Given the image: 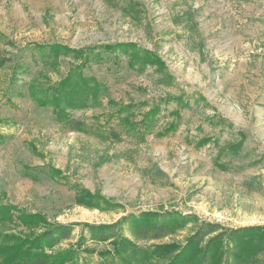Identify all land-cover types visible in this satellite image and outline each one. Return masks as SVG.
Masks as SVG:
<instances>
[{
	"label": "rangeland",
	"instance_id": "rangeland-1",
	"mask_svg": "<svg viewBox=\"0 0 264 264\" xmlns=\"http://www.w3.org/2000/svg\"><path fill=\"white\" fill-rule=\"evenodd\" d=\"M123 42L164 67L97 48ZM55 43L86 49L85 73L107 85L101 104L71 112L89 131L59 123L31 95L84 61L38 50ZM121 105L133 106L119 115ZM83 188L99 195L95 206L76 201ZM0 202L61 223L167 209L264 225V0H0Z\"/></svg>",
	"mask_w": 264,
	"mask_h": 264
},
{
	"label": "trees",
	"instance_id": "trees-1",
	"mask_svg": "<svg viewBox=\"0 0 264 264\" xmlns=\"http://www.w3.org/2000/svg\"><path fill=\"white\" fill-rule=\"evenodd\" d=\"M38 47L44 57L50 54L57 57L62 53L84 59L73 64L61 80L30 92L40 105L52 107L59 123L73 130L89 131L90 124L73 117L71 112L101 104L108 88L95 76L85 73L87 50L57 43ZM97 48L107 54L130 48L134 61L144 59L164 67L158 55L135 43L107 44ZM95 54L97 59L103 58L102 51ZM25 68V65L15 67L14 72L17 74ZM132 106L121 105L116 112L121 115ZM159 106L158 102L144 113L142 123L145 127L156 119ZM129 120L130 117H126V121ZM98 197L83 188L78 190L76 201L93 207L94 199ZM20 225L28 232H8ZM77 227L81 228L77 239L67 247L56 249L57 245L73 240ZM126 228L130 235L125 232ZM185 229L190 232L182 240L162 241ZM138 240L148 244L142 245ZM88 241L109 242L111 248L97 249L88 245ZM263 255L264 225L229 227L196 214L167 209L129 213L112 223H61L50 221L41 212L0 202V264H92L95 258L97 264H264Z\"/></svg>",
	"mask_w": 264,
	"mask_h": 264
}]
</instances>
